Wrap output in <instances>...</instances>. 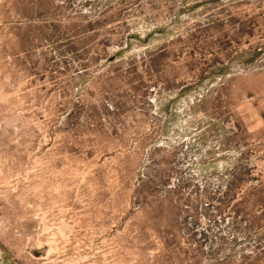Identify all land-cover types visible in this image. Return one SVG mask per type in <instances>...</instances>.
<instances>
[{
    "label": "rangeland",
    "instance_id": "1",
    "mask_svg": "<svg viewBox=\"0 0 264 264\" xmlns=\"http://www.w3.org/2000/svg\"><path fill=\"white\" fill-rule=\"evenodd\" d=\"M0 264H264V0H0Z\"/></svg>",
    "mask_w": 264,
    "mask_h": 264
}]
</instances>
